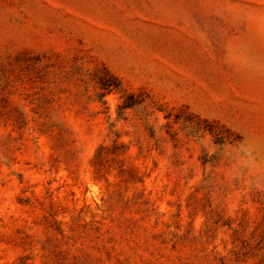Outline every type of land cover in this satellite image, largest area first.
Segmentation results:
<instances>
[{"label": "rangeland", "instance_id": "374dc122", "mask_svg": "<svg viewBox=\"0 0 264 264\" xmlns=\"http://www.w3.org/2000/svg\"><path fill=\"white\" fill-rule=\"evenodd\" d=\"M0 264H264V0H0Z\"/></svg>", "mask_w": 264, "mask_h": 264}]
</instances>
